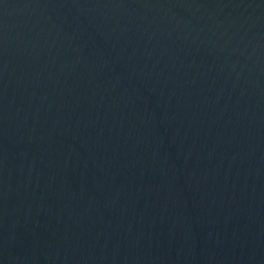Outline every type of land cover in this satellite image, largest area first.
<instances>
[{
	"label": "water",
	"instance_id": "water-1",
	"mask_svg": "<svg viewBox=\"0 0 264 264\" xmlns=\"http://www.w3.org/2000/svg\"><path fill=\"white\" fill-rule=\"evenodd\" d=\"M0 264H264V0H0Z\"/></svg>",
	"mask_w": 264,
	"mask_h": 264
}]
</instances>
